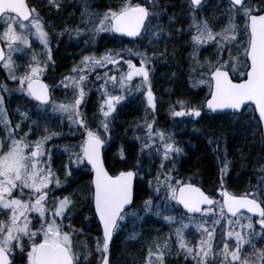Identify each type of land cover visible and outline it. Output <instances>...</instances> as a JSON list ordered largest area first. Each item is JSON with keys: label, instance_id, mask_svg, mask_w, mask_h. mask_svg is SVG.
Wrapping results in <instances>:
<instances>
[{"label": "snow or ice", "instance_id": "6c2138e0", "mask_svg": "<svg viewBox=\"0 0 264 264\" xmlns=\"http://www.w3.org/2000/svg\"><path fill=\"white\" fill-rule=\"evenodd\" d=\"M48 5L57 10L61 7L60 0H48ZM188 7L192 14L190 28L195 29V34L191 35L193 51L190 54L194 63L201 69L205 68L197 59L201 46L211 43L216 49V60L208 62L199 80L200 84H206L209 89L205 101L207 110L212 113H230L239 120L251 118L258 126L264 127V0H260V3L255 0H227L223 9L227 23L220 31H213L206 19H197L196 13L202 8V0H188ZM87 15L89 19L83 22L92 24L89 31L92 32L93 41L104 32L137 39L148 34L158 41L164 31L161 26L152 24L154 18L159 19L161 16L156 11L155 0H146L144 5L134 0H124L118 9L109 8L103 13ZM172 20L169 17L170 23ZM0 26L4 28L0 32V43L7 48L6 52L4 47H0V63L8 72V78L18 80V90L39 102V105L51 104L54 112L66 113L70 124L76 125V132H80L78 144L65 145L63 148L68 154V162L63 164L64 175L67 179L76 171L90 170L92 179L88 199L94 206V215L98 217L103 230L102 245L98 240L96 250L102 253V264H109V243L121 222L129 216L143 219L132 211L135 203L134 186L138 188V181L143 179V161L137 156L136 163L125 170L107 169L102 158L106 142L104 134L109 131L108 118L116 111L117 105L126 99V95L130 94L125 90L131 86L134 78L140 77L144 84H148L150 69L147 65L151 61L146 53L133 52L130 48L123 51L108 50L99 58L84 56L81 61L83 67L77 66L72 70L78 74V79L76 76H65L61 80L64 88L73 89L74 101L57 104L50 98L49 85L41 79L49 63L54 61L48 33L39 12L27 0H0ZM71 31L79 35L82 29L65 27L61 34ZM31 36H35L43 45L46 59L41 61L33 53L26 72L17 77L14 74L12 53L30 49ZM125 52L129 56L140 57L139 67L132 59L124 58ZM121 61L127 65L126 73L119 77L109 76L107 72L103 77L97 75V79H104L101 85L105 89L104 100L100 106L104 119L99 122L98 129L93 130L80 111L87 94L82 86L87 81L85 69L94 70L107 67L108 64L120 65ZM109 82L113 87L119 85L121 94L108 92L106 85ZM139 87L136 85L137 91ZM0 90L10 91L3 84H0ZM147 102L155 110L150 85ZM3 103L4 97L0 95V105ZM178 103L181 109H173V117L201 116L200 109H185L183 101ZM255 113H258V118ZM21 116L27 118L25 113H21ZM0 124L4 126L7 136L6 140H0V216L4 217L0 219V264H82L81 256L73 246L72 233L66 231L63 224L73 207L72 198L70 195L58 197L54 194V188L61 189L63 185L51 170V151L46 145L59 134L51 133L30 143L28 136L32 130L29 128L28 133L18 138L20 124L13 127L2 107ZM144 127L147 135L140 149L141 154L148 150L151 156L154 150L160 157L161 169L165 161H171L175 167L172 158L178 157L182 149L176 145L172 136L154 129L153 123L147 121ZM44 131L47 132V128ZM76 132H72V135L75 136ZM43 157L46 159H41ZM120 158L126 161L123 149ZM260 171L264 172V165H261ZM154 181L153 191L157 198L161 191L165 193L164 208L182 206L184 211L180 213L179 219L165 215L159 210L160 205L153 209L152 199L143 202V210L146 213L154 211L166 223L179 225L174 234L185 259L191 258L194 264H209V259L218 255L221 258L220 264H264V248H257L256 245V241L264 240V187L258 189L259 199L252 192L238 197L222 188L219 193L222 201H218L194 182L178 179L170 173L158 170ZM148 183L151 186L153 181ZM221 184L223 186V180ZM50 185H54V188ZM260 185L264 186V179ZM242 210L252 216L246 217ZM184 217H187L188 223L184 222ZM253 217L258 219L254 220ZM225 219L229 226L238 225L241 230L236 231L232 227L224 233L227 239L216 252V226ZM245 219L247 223H243ZM190 225L200 234L195 246H189L185 239V231ZM257 225L259 231H256ZM67 227L71 228V224ZM132 238H135V234ZM233 238L235 244L230 247L229 240ZM245 246L253 251L244 254L242 250ZM156 249L155 253L149 249V257L155 256V260L149 259L148 264H164L165 254L170 250L169 244L166 241L157 242ZM84 261H87V255Z\"/></svg>", "mask_w": 264, "mask_h": 264}, {"label": "trees", "instance_id": "16d2710c", "mask_svg": "<svg viewBox=\"0 0 264 264\" xmlns=\"http://www.w3.org/2000/svg\"><path fill=\"white\" fill-rule=\"evenodd\" d=\"M28 1L29 5L35 7L39 12L51 41L55 36L51 32L52 30L57 31L65 24L71 25V20L83 22L82 15L78 16L76 14L80 8L83 12L103 13L109 8L118 9L124 2V0H60L61 7L57 10L54 7H49L48 2L45 0ZM134 2L146 4V0H134ZM255 2L260 3V0H255ZM155 3L156 11L160 12L161 16L159 19L154 18L152 22H159L164 29L163 39L160 37L158 41L154 39L151 43L146 42L143 38L134 43L129 40L125 42L127 46H130V49H140L141 53H146L152 65L156 64L157 71L152 73V79L149 80L155 97V110L148 105L144 91L140 92L138 98L129 102V94H127L125 101L131 104L124 105L122 103L121 108L119 107L117 111L111 114L108 118L109 131L104 134L105 141L108 142L104 150V158L110 171L127 169L130 165L136 163L137 156H140L143 161V171L141 173L143 179L138 181V188H134L135 203L132 207V211H135L137 216L143 219L129 216L121 222L109 245V260H126L128 253L132 251L137 255L138 264H148L149 259L155 260V256L149 257V249L155 253L157 251L156 243L166 241L170 250L165 254L164 264H194L191 258L185 259L183 251L178 248L174 232L179 225L168 224L162 216L155 215L154 211L146 213L143 210V202L152 199L154 210L156 205H160L159 210L163 214L175 216L178 219L181 213L178 206L165 209L164 191L159 193L158 198L153 191L155 176L153 174L143 175L148 155V150H145L143 154L140 151L147 135V129L144 127L145 122L153 123L154 129L162 130L171 135L176 145L182 149L178 157H173L175 167H173V163L171 167L167 163L162 169L158 165V169L170 173L178 179L190 180L201 185L218 201H220L219 193L222 188H227L239 194L252 192L259 199L258 189L264 187L260 185V181L264 179V172L260 171L261 165H264V144L260 128L251 118L239 120L231 114L211 115L202 111V100L208 88L204 84H200V79L197 78H200L208 62L216 60V53L211 56L207 50H205L206 53L205 51L198 52L197 59L200 64L205 66L204 69L194 63L190 55L193 51L191 35L194 28H190L192 14L189 12L188 0H155ZM226 5V0H205L201 10L196 13L197 19H206L213 31H220L221 27L227 23V17L223 14ZM213 15H218L221 19L218 21V18L215 19ZM169 17L173 18L171 23ZM47 19L49 24H47ZM80 26L84 27L83 24H79L78 26L74 25L73 29H82ZM174 36L176 40L171 39ZM112 37L107 32L96 36L92 42L96 44L93 46L94 50H97L98 46L104 51L119 50L117 41H112ZM114 40H118V38L114 37ZM115 42L117 43L115 48L110 47L109 49L107 47L108 44L115 46ZM56 53V57L52 58L54 63L50 62L49 67L54 68L56 65L55 68L58 71L65 69L67 65L66 57L59 51H56ZM181 82L186 83L191 92L194 89L198 93L202 92L200 93L201 96L205 91L204 96L195 98L190 94L180 95L176 93L175 91L179 90ZM94 83L93 93L85 96L80 111L89 126L93 130H97L99 122L104 119L98 107V102L104 98L105 89L101 87L104 84L101 80L95 79ZM0 84L6 85L10 90H1V95L4 97L3 107L6 110L7 119L13 127L17 123L20 124V130L17 132L18 138L26 126H30L33 120L37 118L41 119V124L47 128L46 135L59 134L48 141L47 146L52 145L60 151L57 159L54 157L51 159L54 165V167L51 166L52 170L60 173L63 164L68 162V154L63 151L64 146L79 143L80 132H76V125L70 124L68 118L65 119L60 114L37 111L39 105L17 89L19 87H16L15 81H10L7 75L2 72L1 65ZM125 92L128 93L126 90ZM179 101H183L184 107L187 109L192 107L200 109L201 116L197 117L194 123H190L185 127L183 123L179 122L178 131H170L174 127L172 124H176L177 120H180L179 117L171 115L173 109L176 110L181 107ZM21 113H25L27 118H23ZM99 130L102 131V129ZM72 132H76L75 136L72 135ZM137 137L140 139H137ZM6 139L4 126L0 124V140ZM121 149L124 150L126 161L120 158ZM153 152L155 153L154 150ZM155 163L157 161L152 165V169H155ZM90 177V170L76 171L71 177L67 179L64 177L61 181L63 185L61 189H55L54 185H50L54 188L56 196L70 195L72 198L73 207L68 213L69 218L64 219L63 224L65 230L72 233L73 246L75 251L80 254L82 264H98L102 258V253L96 250L98 240L102 245L101 229L88 199ZM222 180L223 186L221 184ZM149 181H153L151 186L148 183ZM184 222L188 223L187 217H184ZM69 224H71V228L67 227ZM209 224H211V220H209ZM232 227L239 231L238 225L229 226L226 219L222 220L216 226L215 238L217 239L218 236L223 237V234ZM256 231H259L258 225ZM134 234L135 238H132ZM197 235L200 234L190 225L189 229L185 231V239L188 241L189 246H192ZM234 244L235 241L231 243L230 247H234ZM256 245L257 248H264V240L256 241ZM242 251L244 254H248L253 250L245 246ZM85 255H87V261H84ZM209 264H211V261H209Z\"/></svg>", "mask_w": 264, "mask_h": 264}, {"label": "rangeland", "instance_id": "374dc122", "mask_svg": "<svg viewBox=\"0 0 264 264\" xmlns=\"http://www.w3.org/2000/svg\"><path fill=\"white\" fill-rule=\"evenodd\" d=\"M46 2H48V0H45ZM43 6H45L43 4ZM80 11V12H79ZM76 12V14L79 16L80 14L83 13V11L80 10ZM217 17V16H216ZM218 18V21L219 19H221L220 16L217 17ZM42 20V19H41ZM48 19H47V24L48 23ZM43 23V21H42ZM83 22H79L76 20V24L75 26H78L79 24H82ZM153 25H158L157 23H154L152 22ZM67 27V26H65ZM64 27V28H65ZM82 27V26H80ZM68 28V27H67ZM4 28L3 26H0V32H3ZM45 31L47 32V30L45 29ZM63 29L60 31H51L53 34H55V36L59 37L60 35H62ZM64 33V32H63ZM68 33V32H67ZM49 38V36H48ZM161 38L163 39V33H161ZM146 42L148 43H151L152 41H154V38L153 36L151 35H148V34H145V37L143 38ZM151 41V42H150ZM30 43H31V48L30 49H25L23 52H14L12 53V61H13V67H14V74L17 76V77H20V76H23L24 73L26 72L27 70V66L29 63H31V57L33 55V53H35L38 57V59H40L41 61L45 60L46 57L44 55V47L42 44H40V41L35 37V36H31L30 37ZM52 43V41H50V38H49V46L50 44ZM162 43H166V42H162ZM4 48H5V51L7 52V48L6 46L4 45ZM200 49H208L210 50L209 53H216V49L214 47V45H212L211 43L209 44H205L203 46H201L199 48ZM211 54V56H212ZM225 58H227L225 56ZM2 66V64H1ZM121 67L127 69V65L126 64H122ZM137 67H139V65H137ZM2 72L4 74L7 75L8 77V72L3 68L2 66ZM42 78V77H41ZM137 79H142V78H137ZM10 81H15L16 83V87H20L19 85V82L18 80H12L10 79ZM56 85V84H55ZM53 85V91H52V102L54 103H70L71 100L72 102L74 101V95H73V89L71 87L69 88H64L63 90H60L61 87L63 86L61 84V86H55ZM59 85V84H58ZM140 85H141V89L142 91H144V83L143 81L140 82ZM187 84L184 83V82H181V86H179V90L178 91H175L176 93L182 95L184 93L186 94H190L191 96L195 97V98H202L205 94V91L203 92L202 96L200 93H198L195 89L193 92L190 91V88L186 86ZM19 89V88H17ZM199 89V88H198ZM0 95H1V90H0ZM69 98H72V99H69ZM0 107H3V105H0ZM37 111H39L40 113H49V114H60L62 115L63 117H65V119H67V114L66 113H60V112H54L52 110V105L49 104L47 106H38L37 108ZM180 120H177V123L176 124H172L174 127L170 130V131H178V128H179V122L183 123V126H187L189 125L190 123H194L196 117H193V116H184V117H179ZM39 120H40V123H39ZM41 119L37 118V119H34L33 122L31 123L30 126H26L25 130L22 132L21 136H23L24 133H28L29 132V128H31V133L29 134L28 136V140L30 143H34L35 141H37L38 139L42 138L44 135L47 134V132L44 131L45 129V126L43 124H41ZM174 123V122H172ZM171 125V126H172ZM190 143V141H189ZM46 148L49 149L51 151V159L54 157L55 159H57V157H59V149L57 147H52V145H46ZM41 159H46V157H43ZM173 159V158H172ZM157 161V163H155L154 167L155 169L153 168L152 169V165L154 164V162ZM146 166H145V171L143 172V175L144 174H153L155 176V174L157 173V171L159 170L158 169V165H160V157L158 155H156L154 152H152L151 156H149V154L147 155L146 157ZM168 163V166L171 167L172 165V162L170 161H165L164 162V165ZM50 166H53L54 165L52 164V162H50ZM53 168L51 167V170ZM52 172L59 177L60 181H62L65 177L64 175V170L63 168L61 169L60 173H57L55 172L54 170H52ZM32 215H35V214H32ZM0 219H4L3 216H0ZM243 223H247V220H243ZM241 229L239 228V231ZM200 238V235H197V237L195 238V241L194 243L192 244V246H195L198 242ZM227 239V237L223 234V237H219L216 239H214V249L216 252H218L220 250V248H222V245H223V242L224 240ZM234 241V238L229 240V244L231 245V243ZM220 244V246H219ZM209 261H211V264H220L219 262L221 261V258L218 256V255H215L213 257H211L209 259ZM110 264H138V258H137V255L135 252H129L128 253V256H127V259L126 260H123V261H118V260H112L110 261Z\"/></svg>", "mask_w": 264, "mask_h": 264}, {"label": "flooded vegetation", "instance_id": "af4514ba", "mask_svg": "<svg viewBox=\"0 0 264 264\" xmlns=\"http://www.w3.org/2000/svg\"><path fill=\"white\" fill-rule=\"evenodd\" d=\"M87 13L88 12H83L82 14L84 16L81 14L83 21L89 19ZM75 24H76V20H73V21L71 20V25L65 24V25L61 26V28L58 29L57 31H59V30L61 31L62 29H64L65 26H67L69 29H73ZM82 24L84 25V27L83 28L81 27L82 31L79 34V36H77V33L75 31H71L68 33L64 32L59 37L54 36V39L52 40V43L49 46L51 49V52H52V58L56 57L57 53L55 54V52L59 51L67 59V65H66L65 69L58 71L55 68L56 65L54 66V68L48 67L49 68L48 71L46 72L45 75L43 74V76H42L43 80H45L47 82V84L49 85L51 93L53 91L52 90L53 85L56 84L55 86H61V80L63 79V77H65V76H76L78 79V74L74 73L72 70L74 67H77V66L83 67V65L81 64V61H82L84 56H95V57L99 58L107 52V51H104L103 49H101L99 46H98L97 50H94L93 46L96 44L92 43L93 42V40L91 39L92 32L89 31V29L92 28V24L91 23L85 24L84 22ZM112 38H113L112 41H118L117 42L118 43L117 48H119V50H117V51H123L124 49L130 48V46L129 45L127 46L125 43L126 38L121 37V38H118V40H114V37H112ZM171 39L176 40V37L175 36L171 37ZM50 41H51V38H50ZM107 47L109 49H110V47L115 48V46H112L109 44L107 45ZM133 52H140L141 53V50L140 49H134ZM124 58L125 59H132L133 63H135L136 65H139V61H140L139 56H129L125 52ZM122 64H124L123 61L120 62V65L108 64L107 67H97L94 70L85 69V74L87 75V81L84 82L82 84V86L85 88L86 93L88 95L93 93V89L95 86V83H94L95 79L101 80V82L104 83V79H97V75L103 77L104 73L107 72L109 76L117 75L119 77L120 74L126 73L127 69L121 67ZM49 66H50V64H49ZM147 66L150 69V72H149V80H150V79H152L151 78L152 73H155L157 71L156 64L154 63V65H152V62H151ZM118 68H119V72H117ZM198 72H199V70H198ZM52 73H53V76H52ZM137 78H139V77H135L131 86L128 89H126V91H128V93H130L128 96V102L132 99L138 98L140 96V92H142L141 85H140V82L142 81V79H137ZM197 79H201V78H197ZM136 85L140 86L138 91L136 90ZM149 85H150L151 92L153 94L151 84L149 83ZM149 85L146 86L145 88L149 89ZM106 86H108L107 87L108 92L120 94V92H119L120 88H118V85L113 87L112 83L109 82ZM63 89H64V87L62 86L60 90H63ZM153 97H154V94H153ZM69 99H72V98H69ZM128 102H126L125 100L122 101L119 105H117L116 111H117V109H119V107L122 103L124 105L131 104ZM98 107H99V105H98Z\"/></svg>", "mask_w": 264, "mask_h": 264}, {"label": "water", "instance_id": "95a60500", "mask_svg": "<svg viewBox=\"0 0 264 264\" xmlns=\"http://www.w3.org/2000/svg\"><path fill=\"white\" fill-rule=\"evenodd\" d=\"M203 1V0H202ZM116 35H118V34H116ZM126 38H129V37H126ZM130 39H135V38H130ZM0 47H3L2 46V44L0 43ZM43 81V80H42ZM44 82V81H43ZM45 83V82H44ZM208 98V97H207ZM206 98V99H207ZM206 101V100H205ZM204 109L205 110H207V108H206V105H204ZM208 111H210V110H208ZM211 112V111H210ZM212 113V112H211ZM212 114H225V113H212ZM255 116L258 118V113H255ZM260 128H261V135H262V140H263V143H264V127H261L260 126ZM102 158H103V155H102ZM105 167H106V165H105ZM107 168V167H106ZM91 179H92V176H91ZM196 186H198V187H200L199 185H197L196 184ZM201 189L204 191V189L201 187ZM224 190H227V189H225V188H223ZM228 191V190H227ZM205 192V191H204ZM229 192V191H228ZM206 194H208L207 192H205ZM230 193V192H229ZM231 194H233V193H231ZM234 195H236V194H234ZM236 196H243V195H236ZM249 198H252V197H249ZM221 201H222V198H221ZM93 206V205H92ZM179 208H180V210L183 212L184 210L182 209V206H179ZM93 211H94V206H93ZM242 211H244L245 213H247L246 212V210H242ZM247 214H250V215H252L251 213H247ZM230 215V214H229ZM96 218H97V220H98V217L96 216ZM98 223H99V220H98ZM100 225V224H99ZM100 227H101V233H102V238H103V230H102V226L100 225ZM113 238V237H112ZM112 241V240H111ZM111 241H110V243H111ZM109 243V244H110ZM109 260V259H108ZM99 264H102V260L100 261V263Z\"/></svg>", "mask_w": 264, "mask_h": 264}]
</instances>
